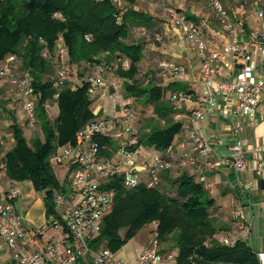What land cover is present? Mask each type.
Listing matches in <instances>:
<instances>
[{
    "label": "trees",
    "instance_id": "obj_1",
    "mask_svg": "<svg viewBox=\"0 0 264 264\" xmlns=\"http://www.w3.org/2000/svg\"><path fill=\"white\" fill-rule=\"evenodd\" d=\"M139 1L0 0V64L14 55L15 70L30 73L37 94V125L42 132V137L26 138L25 122L20 123L13 113L15 108L1 101L0 121H10L8 129L13 143L6 147L5 136L0 134V174L14 182L30 181L43 195L47 218L55 212L54 191L62 188L50 156L61 146L74 143L78 132L104 115L94 112L97 93L90 87L98 66L106 70V77L112 73L118 88L123 89L121 96L131 109L136 127L129 137L136 136L137 146L156 152H164L170 146L175 151L191 148L183 122L175 119L178 112L187 116L191 109H177L171 95L182 91L195 99L199 88L162 68V61L172 60L161 56L151 43L164 44L162 33L166 23L179 26L171 19L172 14L200 28L211 48L225 42L222 26L211 8L212 21L206 23L194 12L169 7L167 0H159L166 17L136 9ZM220 1L231 20L246 33L253 29L244 15H253L259 6L264 10V0H231L235 2L234 9L228 8L226 0ZM147 62L156 65L159 73L155 68L142 71ZM60 63L67 66L64 80L58 74ZM69 68L76 69L75 77L69 76ZM109 91H113L111 86ZM52 104L56 112L53 119L50 114L54 110L47 109ZM134 104L150 108L151 114L137 118ZM97 141L102 153L112 158L125 139L97 136ZM190 168L162 170L153 187L140 183L128 188L120 176L111 179L105 186L114 191L113 209L91 241L92 249L117 252L138 232L154 224L152 233L160 252L173 253L175 264H259L255 250L241 233L246 228H239L242 221L235 217L226 219L219 212L199 179L200 173H190ZM244 224L246 227L247 223ZM81 264L93 262L87 258Z\"/></svg>",
    "mask_w": 264,
    "mask_h": 264
},
{
    "label": "built area",
    "instance_id": "obj_2",
    "mask_svg": "<svg viewBox=\"0 0 264 264\" xmlns=\"http://www.w3.org/2000/svg\"><path fill=\"white\" fill-rule=\"evenodd\" d=\"M207 2L224 32L225 42L221 46L209 47L200 28L185 22L178 14L171 15L183 30L182 40L194 45L199 61V96L194 99L182 91L171 95L177 109L189 103L196 105L187 116L181 112L175 115L176 120L183 122V130L191 146L189 151H175L170 146L164 152H156L137 146L136 136L129 137L136 128L131 109L119 93L112 73L106 77V70L98 66L95 76L90 79V87L94 93L106 89L108 100L113 103V112L87 124L78 132L74 143L61 146L50 156L55 171L60 166L67 169L65 181L68 183L64 185L60 181L62 188L55 190L53 196L55 212L47 218L48 225L61 229L62 240L49 238L42 249L26 251L23 242L27 229L14 203L17 190L9 188L0 200V237L14 252L15 264H81L87 258H91L93 264H123L117 252L108 248L94 250L90 245L98 236L103 219L113 209L115 194L105 185L116 176H120L128 188L140 183L153 187L158 183L161 171L173 167L201 166L199 179L203 183L206 171H217L223 167H230L235 172L246 169L249 143L242 137L238 119L241 116L253 119L264 97V10L260 6L254 10L252 14L259 21V29L246 33L243 27L231 20L220 0ZM15 62L16 57L10 55L0 64V102L7 101L10 107H18L26 127L34 128L37 125V94L30 73L17 72ZM160 66L187 79L185 67L174 61H162ZM58 74L60 80L67 78L64 63L58 65ZM109 86L113 91H109ZM54 107L55 104L48 105L47 109L52 111ZM216 112L231 122L233 142L226 155H217L214 143L204 138L194 125ZM118 132L125 141L109 158L102 153L97 136L115 138ZM263 155L264 146L257 152L254 167L258 177L264 176ZM60 206L63 209L61 213L57 211ZM233 217L242 221L239 228L250 229L251 225L241 209L234 211ZM243 222L247 223L246 227ZM44 233L43 228L34 229L38 237ZM224 241L228 243L227 238ZM256 255L259 264H264V252H256ZM136 262L175 264L173 253L160 252L155 234L149 246L136 253Z\"/></svg>",
    "mask_w": 264,
    "mask_h": 264
},
{
    "label": "crops",
    "instance_id": "obj_3",
    "mask_svg": "<svg viewBox=\"0 0 264 264\" xmlns=\"http://www.w3.org/2000/svg\"><path fill=\"white\" fill-rule=\"evenodd\" d=\"M134 7L139 10L148 11L154 16L166 17L163 5L160 4L159 0H140ZM200 19L205 21L203 18ZM205 22L207 23V21ZM216 33L223 36L221 31H217ZM172 61L185 65L187 69L186 78L190 84L197 88V78L199 73V61L197 56L194 63L189 62L186 59ZM170 80L176 79L171 78ZM100 97V94L97 93L93 103L94 112H100L102 114L110 113L108 112L111 111L110 104L108 105L110 101H103ZM99 103H102L105 107L108 106L107 112L102 111L100 107L97 106ZM195 106V104L189 103L185 104L183 107L191 109ZM1 122L2 121H0V130L2 128ZM238 123L242 128V137L249 143L246 169L240 172H235L230 167H223L217 171H206L204 186L208 189L210 196L214 199L219 212H222L226 219H231L234 211L241 209L246 220H248L252 226L256 220L264 221V176L258 177L254 171L257 162V152L259 148L264 146V97L257 107L255 117L250 119L241 116L238 119ZM194 125L204 138L209 139L214 143L215 153L217 155H226L229 153V146L233 142L230 120L224 119L216 112L214 115L206 116L203 119L196 121ZM1 134L6 136L3 133ZM12 143L13 142H11V144L9 143L10 146H12ZM200 171L201 166H195L189 170L190 173H195L197 176ZM9 188L17 190V197L15 198L14 203L17 211L23 217V223L26 229H31L34 232L35 228H43L44 220H42V217L47 218V216L42 193L37 192L30 181L14 182L4 176L2 177L0 174V200L5 197ZM22 206L26 207L23 214L20 212ZM154 228V224L145 228V232L137 239L139 247L136 249L129 247L127 242L119 251H117V256L122 258L123 264H137L136 253L149 246L150 239L153 236L152 230H154ZM56 229L61 231L60 228ZM247 232L249 231L241 232L245 239ZM33 238L40 237L34 234ZM0 239L3 242L1 237ZM250 241V245L255 252H264V234L259 235L256 239L250 238ZM24 247H26L25 244ZM36 249L37 248L35 247L34 250ZM8 264H15V261L13 260L11 263L8 262Z\"/></svg>",
    "mask_w": 264,
    "mask_h": 264
},
{
    "label": "rangeland",
    "instance_id": "obj_4",
    "mask_svg": "<svg viewBox=\"0 0 264 264\" xmlns=\"http://www.w3.org/2000/svg\"><path fill=\"white\" fill-rule=\"evenodd\" d=\"M167 2L169 4V7L178 8L179 10L186 12V13L194 12L195 16L199 18H203L205 21H208V22L212 21V12H211L210 6L205 0H167ZM225 3L228 6V8H233V9L235 8L234 7L235 2H232L231 0H226ZM171 19L175 20L173 16L171 17ZM240 20L241 21L243 20L242 17H240ZM244 20L248 22V24H250L249 26L251 27V29L253 30L259 29V21L253 15H250V13H246L244 15ZM165 22L166 21H164L163 23L165 24ZM182 31L183 30L179 26H176V25L173 26L171 22L166 23L163 27V33H162V36L165 40L164 44L157 46L156 43H151V42L150 43L153 48H156V49L158 48V52L160 50L159 54L163 57L169 58L171 60H178V61L180 59H183V60L186 59L187 61L194 63L196 61V49L193 44L182 40V36H183ZM155 64H157V61ZM155 67L156 65L152 66V63L147 62L143 64L142 71L145 69H150V68H153L154 70ZM156 69L157 68H155V70ZM68 73H69V76L73 78L76 76V69L69 68ZM157 73H159V70ZM157 78H162V81L165 80V77H162L160 75H158ZM122 92H123V89H121V86H119V93L121 95H122ZM98 93L100 94L101 96L100 98H102L103 101L108 100L106 89L103 88ZM109 104L111 107V111H108L110 113H107V114H111L113 110V103L110 101L108 105ZM97 106L100 107V109L104 112L105 111L107 112L108 110L107 109L108 106L105 107L102 103H99V105ZM14 108L15 109L13 110L14 111L13 113L16 115L18 121L22 123L23 118H22V114L19 113V110H18L19 108L18 107H14ZM134 109L136 111L137 118H143L151 114L150 108L148 107L143 108L139 104L135 105ZM55 113H56L55 110L51 112L50 114L51 119L55 117ZM9 124H10V121L7 119H3L1 122L2 128L0 130V134L3 133L6 135L4 137V140H5L4 145L6 147H9L11 142H13V139L10 134V130L8 129ZM24 134L26 138L28 139L32 138L35 135H39L42 137V132L38 125L30 129L25 128ZM118 134L119 132L117 133V135ZM118 138H122V137L118 135ZM55 172L59 180L62 181L64 185H66L68 183L67 181H65L67 169L63 166H60V167H57V170ZM24 210H26V207L22 206L20 208L21 214H23ZM57 211L61 213L63 211L62 207L61 206L58 207ZM42 220H44L43 229L45 231L43 236H41L40 238H33V235H34L33 230L31 229L27 230L26 239L24 240L23 243L26 245L25 250L28 252L33 251L35 247L37 249H42L44 246V242L47 241V239L49 238H53L54 240H59V241L62 240L63 238L62 231L51 227V225H48L47 224L48 221L46 217L45 218L42 217ZM144 230L145 228L142 229L140 232H138L136 236H134L132 239L128 241L127 244L129 247H133L134 249L139 247V244H137L138 242L137 239L141 236V234L145 232ZM248 231L249 232H247L245 237L248 243L251 244L250 238L256 239L259 235L264 234V221L256 220L253 223V225L250 226V229ZM4 246H5L4 243L0 239V264H8V262L11 263L14 260V252L10 250L8 247L6 246L4 247Z\"/></svg>",
    "mask_w": 264,
    "mask_h": 264
}]
</instances>
